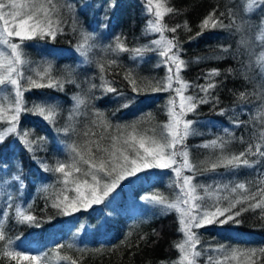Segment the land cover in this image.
<instances>
[{
	"label": "trees",
	"instance_id": "trees-1",
	"mask_svg": "<svg viewBox=\"0 0 264 264\" xmlns=\"http://www.w3.org/2000/svg\"><path fill=\"white\" fill-rule=\"evenodd\" d=\"M248 2L169 0V6L177 11L166 15L165 23L169 27L178 24L181 27L177 33L165 35L178 37L183 49L181 56L189 61L182 73L183 78L194 84H203L208 70L219 69L221 73L214 78L218 82L214 92L218 100L200 105L196 113H189L186 117L194 121L196 134L190 136L186 144L192 159L197 162L212 155L211 149H204L201 145L213 139H229V149L238 152L245 147L240 143V137L245 142H256L257 133L264 129L261 118L264 111V69L256 62L259 54L264 52V44L256 39L264 14L260 7L246 12ZM60 3L66 5L62 8L63 34L57 35L55 40L45 38L25 42V53L30 63L24 69L28 75L31 74L29 69L50 64L52 75L65 81L62 90L56 87L31 88L24 93L28 109L33 104H45L55 107L59 114L55 123H49L31 111L21 113L19 130H27L34 140L43 138L34 153L29 152L15 136H8L0 143V212L9 213L7 218H0V223L6 235L13 240L14 247L33 255L49 253L50 264H68L60 258L64 255L79 258L80 264H172L179 255L174 244L182 238L178 231L177 213L145 199L154 193H163L169 199L175 197L170 170L151 168L127 177L118 183L103 203L92 205L87 210L81 207L78 212L68 210V214H64L51 206L54 193L63 185L57 182L60 174L46 172L43 165L54 167L58 161L67 160V145L81 142L86 127L93 128L99 135L102 129L91 123L97 119L95 113L99 112L102 119L113 126L105 135H115L116 126L133 124L152 135L153 129L159 132L160 126L168 122L169 99L175 95L171 91H152L148 87L134 93L124 78L126 72L132 71L145 85L149 81H163L167 69L163 65L157 67L161 58L156 52L147 51L142 58L133 59L127 52L113 57L105 51L113 44L115 36H121L129 48L150 46V41L158 38L159 34L150 35L144 31L150 18L145 13L144 0H60ZM214 11L225 25H231L234 18L241 31L229 26L206 30L203 35L196 36L202 20ZM185 22L191 31L183 27ZM74 27L76 31H73ZM81 31L94 36L91 41L94 47L87 60L77 50ZM242 39L248 42L247 45L241 43ZM113 58L118 60V65L110 68L106 65L103 76L121 93L119 96L106 93L100 87L102 74L98 64ZM69 79L73 82L68 83ZM93 84L97 87L92 88ZM241 92L245 93L246 99L238 98ZM5 94H8V89L0 92V96ZM75 96H80L86 103L74 113ZM124 103L128 106L123 107ZM222 109L223 115L220 114ZM70 114L74 116L71 120ZM235 121L240 122L239 127L235 126ZM70 125L75 127L76 133L65 135L63 129ZM249 159L256 161L252 168L236 172L219 168L215 172L197 173L195 182L213 188L232 186L237 182L256 181L258 184L264 178V158L256 156ZM17 175L20 176L19 181L13 179ZM67 195L72 197L75 193L68 192ZM9 204L13 207H7ZM15 207L30 209L38 218L39 226L17 223ZM196 231L200 233L199 248L203 253L200 264H207V257L216 255L209 252V248H264V215L260 209L243 212L224 225L215 223ZM59 245L64 247L59 248L58 256L53 250ZM2 252L0 247L3 264H15L2 257Z\"/></svg>",
	"mask_w": 264,
	"mask_h": 264
},
{
	"label": "snow or ice",
	"instance_id": "snow-or-ice-1",
	"mask_svg": "<svg viewBox=\"0 0 264 264\" xmlns=\"http://www.w3.org/2000/svg\"><path fill=\"white\" fill-rule=\"evenodd\" d=\"M145 13L150 18L147 20L144 31L150 35L159 34L158 38L150 41V46L129 48L121 36L113 37V44H110L106 52L113 57L121 53H130L133 59L142 58L147 51H154L161 58L157 67L163 65L167 73L163 81L153 83L149 81L145 85L132 72L125 73V79L132 86L134 93L144 91L146 87L152 91H171L175 95L169 99L167 123L160 126V131L152 130V135L147 130H140L133 125L123 127L116 126L115 135H105L113 126L102 119L99 112L91 123L100 127L102 131L97 134L91 127H86L82 132L84 139L81 142H73L68 145L69 158L65 161H58L54 167L43 165L46 172L60 174L57 182L63 187L54 193L51 206L58 211L68 214V210L78 212L83 207L87 210L92 205L104 202L109 193L112 192L118 183L127 177L135 176L145 169L170 170L173 173L172 187L176 190L175 197L169 199L163 193H154L145 199L162 209L174 210L178 216V231L182 238L174 244L178 258L172 264H200L203 255L199 245L201 244L200 233L196 230L218 223L226 224L235 220L246 211L261 210L264 215V178L256 181L237 182L232 186L222 185L213 188L210 185H201L196 181L197 173L215 172L219 168L236 172L241 169L254 167L256 161L249 157L259 156L264 158V129L259 131L256 142H245L240 137V143L245 147L233 152L229 149L231 141L223 137L213 139L209 143L201 145L204 149H211L212 155L195 161L191 157L187 147V139L195 135L194 121L186 119L189 113H196L202 104L217 101L214 95L218 82L214 79L221 75L219 69H210L204 76L205 83L194 84L185 80L182 73L187 69L189 61L182 58L183 52L181 42L173 35L171 38L165 33H177L181 25L169 27L165 23V16L173 14L177 10L169 6V0H144ZM254 6L264 10V0H249L246 12L254 11ZM62 5L60 0H0V89H8V94L0 96V143L8 136H15L25 145L29 152L37 150L36 145L43 140L42 137L32 139L27 131H20L18 128L22 112L31 111L33 115L42 117L49 123H55L58 111L55 107L45 104H33L31 109L25 107L24 93L31 88H52L63 89L64 80L57 79L52 75L50 64L41 65L36 69H29L31 74H25V66L28 61L25 53L26 43L37 39L55 40L56 36L63 34L64 19L62 16ZM223 15V13H221ZM231 17V13H229ZM235 26L236 31H241L240 26L235 25L232 19L231 25H225L215 11L209 13L200 23V31L196 36L203 35L204 31H212L218 28L223 29ZM184 28L191 31L185 22ZM73 31H76L75 27ZM256 39L264 44V21L258 27ZM195 37H189L194 39ZM94 36L90 33L80 32V42L77 50L87 60L89 52L94 45L91 41ZM247 45V41H241ZM227 51V49H223ZM198 62V61H197ZM257 64L264 69V52L257 57ZM106 65L110 68L118 65L117 59H107L98 64L101 72L102 83L100 87L106 93L121 95L112 86V82L105 80L103 73ZM72 83V80H68ZM175 85V86H174ZM92 88L97 86L93 84ZM192 89L193 91H189ZM240 100L246 99L245 93L241 92ZM75 102L74 113L78 112L86 101L80 96L73 97ZM123 107L128 104L124 103ZM221 115L224 114L222 109ZM74 116L70 114L69 119ZM264 120V111L261 115ZM99 121V123H97ZM239 127L240 122L235 121ZM228 132V129L224 130ZM65 135L76 133L73 126L63 129ZM229 135H231L229 133ZM94 137V139H93ZM107 141V143H102ZM190 173V174H185ZM19 181L20 176H14ZM250 185H254L251 187ZM47 191V189H45ZM68 192H74L70 197ZM62 197V199H61ZM238 210L233 211L234 209ZM7 207L12 208L11 204ZM9 213L0 212V218H7ZM14 217L17 223L28 224L30 227H38V218L22 207H15ZM222 218V219H221ZM239 223V221H236ZM143 239V237H141ZM0 242H4L2 257L14 261L15 264H50V254L33 255L23 252L13 246V240L6 235L3 224L0 223ZM59 245L53 252L60 255ZM71 248V245H68ZM209 252L216 255L207 257V264H264V248L259 249H224L209 248ZM62 261L68 264H80L79 258L61 256ZM0 264L3 260L0 259Z\"/></svg>",
	"mask_w": 264,
	"mask_h": 264
},
{
	"label": "rangeland",
	"instance_id": "rangeland-1",
	"mask_svg": "<svg viewBox=\"0 0 264 264\" xmlns=\"http://www.w3.org/2000/svg\"><path fill=\"white\" fill-rule=\"evenodd\" d=\"M247 1H249V0H247ZM254 7H256V6H254ZM257 8H258V7H257ZM260 11L264 14V10H261V9H260ZM262 20H264V18H263ZM0 50H1V49H0ZM1 91H3V89L0 90V92H1ZM67 149L69 150L68 145H67Z\"/></svg>",
	"mask_w": 264,
	"mask_h": 264
}]
</instances>
